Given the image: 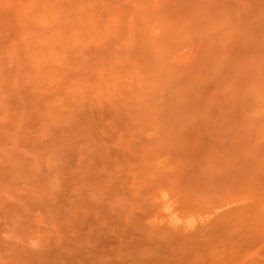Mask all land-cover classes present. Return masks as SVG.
Instances as JSON below:
<instances>
[{
  "label": "rangeland",
  "instance_id": "374dc122",
  "mask_svg": "<svg viewBox=\"0 0 264 264\" xmlns=\"http://www.w3.org/2000/svg\"><path fill=\"white\" fill-rule=\"evenodd\" d=\"M0 264H264V0H0Z\"/></svg>",
  "mask_w": 264,
  "mask_h": 264
},
{
  "label": "bare ground",
  "instance_id": "6f19581e",
  "mask_svg": "<svg viewBox=\"0 0 264 264\" xmlns=\"http://www.w3.org/2000/svg\"><path fill=\"white\" fill-rule=\"evenodd\" d=\"M167 208L169 209V206H167ZM209 216L210 215H207L205 218H209ZM170 220L174 225H184L185 227L191 228L204 219L193 217L188 220H184L176 211H170Z\"/></svg>",
  "mask_w": 264,
  "mask_h": 264
}]
</instances>
